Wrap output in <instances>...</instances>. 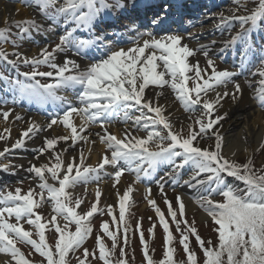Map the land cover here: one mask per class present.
Instances as JSON below:
<instances>
[{
  "label": "snow or ice",
  "instance_id": "obj_1",
  "mask_svg": "<svg viewBox=\"0 0 264 264\" xmlns=\"http://www.w3.org/2000/svg\"><path fill=\"white\" fill-rule=\"evenodd\" d=\"M132 8L137 6V0H130ZM255 3L256 0H253ZM25 7H34L46 20L51 21L49 29L60 25L64 28V34L59 37V43L47 50V46L41 49V58H29L23 53L16 51L18 47L16 39H12L11 27L17 32L15 37L23 39L31 38L32 34L39 33L43 25L35 19L23 21L6 20V27H0V45L11 43V53L0 46V61H4L15 69V78L0 73V81H3L9 90L16 94L12 97L11 103L15 105L18 99H27L40 104H53L59 109L50 117L47 129L54 125L61 124L70 130V135L44 139V144L35 151L39 155H48L49 163L39 166L30 164L24 169L33 174L38 180L35 188L29 187L26 193L17 187L14 191L0 189V254L9 259L5 264H32L24 252L17 246L19 243L30 245L36 253L44 258L46 264H70L68 256L79 250L86 239L91 235L92 218L95 214H104V210L98 207L101 192L95 193L96 202L92 203L88 211H78L84 201L76 198L72 206V195L68 191L77 184H88L101 179V172L110 167L114 169L111 176L114 178L113 187L119 183V178L125 172L135 174L136 180L141 176H151L152 171L160 164L169 165V171L165 172L156 181L158 189L167 205V216L176 226L180 233L179 244L186 255L184 261L179 264H198L196 253L191 250L190 236H194L200 249L203 251V264H264V165L256 169L251 158L244 164H238L234 160L225 158L222 154L224 136L221 131V122L227 118V112L219 114V108L223 106L225 99L238 102L243 96L244 86L253 88V83L247 77L243 82L239 81V75L245 70L249 71L252 77H259L254 89L252 99L258 102V106L264 110V55L260 56L252 69L247 65H240V72L227 69L217 70L214 61L208 58L207 48L201 46L199 49L189 47L184 43L186 39L176 33L164 31L158 38L152 32H138L136 26H128V31L136 33L131 41L132 46L124 48H113L112 42L104 41L103 36H98L94 41L79 39L75 33L80 29L91 30L95 21L105 11L119 9L124 11L128 7L129 0H20ZM236 5H241L242 0H234ZM241 9L237 7L232 15L225 16L223 12L209 15V19L216 18L218 30L231 31L233 21H239L241 31L232 36L228 43L244 41L247 44L250 27L264 18V0H258L252 10L246 7V15H236ZM168 6H162L161 12H155L151 24L158 26L162 31L166 24V13ZM249 26V27H246ZM147 36L145 39L144 37ZM188 39L193 34L188 33ZM104 42L107 55L93 63L86 69L79 70V65L65 57L62 64L56 63L58 53H66L74 50L77 55L81 49L92 46L95 43ZM214 44L215 41H212ZM251 51V48L248 49ZM202 52L206 57V67L201 68L199 61L195 64L189 62L197 52ZM15 57L10 59L9 56ZM247 55V53L245 54ZM251 63V61H249ZM28 65L29 72H20L19 66ZM40 65H46L52 71H38ZM75 70V71H74ZM193 73V75H189ZM20 77H23L21 79ZM37 77L54 78V82L41 83ZM207 77V78H206ZM189 80L193 86L189 87ZM170 86L176 99L188 112L199 111L195 124L188 126V135L185 137L180 132H175L171 122L164 116L163 107L158 106L160 93L155 97H149L146 90L150 86L163 88ZM231 85L232 90L228 87ZM79 89L76 97L81 107L75 106L64 96L58 93L64 89ZM220 89H223L221 91ZM210 93H215L214 98L207 99ZM8 99H0V105H7ZM135 108L139 115H131L130 110ZM14 108L7 111H0V116L5 121L14 112ZM123 114V121H132L137 130L144 129L145 137L138 138L128 130L123 133V138L108 133L103 126L112 123ZM76 114L81 117L84 125L99 123L103 135L97 133L100 141L105 144L106 151L102 155L96 167L84 166L83 152L80 158L73 156L70 161L62 159L63 153L73 148L79 140H87L82 135L85 127L79 130L73 125L71 117ZM152 114V115H150ZM22 120L18 114L15 117ZM162 126V127H161ZM45 129L34 124L23 130L19 139L0 151V157L6 158V153L19 148L26 147V138L31 139L33 133H39ZM167 130L166 135L162 132ZM7 132L8 129H5ZM215 138L214 146L202 148L200 142L205 139ZM0 139L7 140L8 137L0 136ZM64 149L57 148L59 141L67 143ZM165 141L167 144L165 146ZM155 144V150L150 145ZM264 149V140L260 147ZM235 152H233V156ZM38 159V156H37ZM55 163H51L52 160ZM186 167L191 168V174L183 179V186L189 189L199 190V195L194 197L195 202L203 208L214 224V231L217 233L218 243L211 245V241L205 242L198 234L194 226L185 219V204L179 194L176 195V207L168 200L164 192L165 185L171 183L173 191L181 186V171ZM23 169V165H12L10 163L0 164L3 171ZM46 173L48 175H46ZM232 177L242 182L243 187H232L226 183L225 177ZM62 177V178H61ZM49 178L58 183H49ZM20 183H23L21 181ZM213 186H215L213 188ZM151 195V188L147 190ZM47 193V199L44 193ZM133 188L130 185L123 194L117 192L118 196V219L114 214V206H107V214L111 217L112 223L117 225L116 231L110 229L108 221H102L100 231L96 238V251L89 252L83 249L82 257H77V264H90L92 260L99 259L103 264H128L126 248L130 247L129 231L130 226L126 219V211L131 208L130 194ZM217 194L223 197L218 201L213 199ZM37 197H39L37 199ZM152 206L164 236V256L160 261H154L149 254V244L145 240L140 222H137L136 231L139 232L142 245V254L146 264H177L174 259L176 249L173 246V236L168 219L153 199H148ZM46 202H51L52 214L50 219L44 220L42 214L37 210L42 208ZM63 220V224L58 221ZM14 219V222H10ZM151 220V217H149ZM43 221V222H42ZM181 224L184 228H181ZM25 225L31 228H25ZM74 225V231L71 226ZM54 228L57 238L53 246L46 240V229ZM153 224L149 228V235L154 238ZM121 230L122 240L121 243ZM33 232L38 237L33 238ZM104 236L112 241L111 248L105 243ZM207 244V246H206ZM119 247V257H116V250ZM115 257V259H113ZM134 259V257H133ZM44 261L41 264H44Z\"/></svg>",
  "mask_w": 264,
  "mask_h": 264
},
{
  "label": "rangeland",
  "instance_id": "obj_2",
  "mask_svg": "<svg viewBox=\"0 0 264 264\" xmlns=\"http://www.w3.org/2000/svg\"><path fill=\"white\" fill-rule=\"evenodd\" d=\"M3 2L7 1L9 3L8 0H2ZM192 1V0H191ZM205 1V0H204ZM62 2V0H61ZM197 4H202L201 2L197 1ZM206 2L209 4V6H205V9L202 10L201 12H197V17L195 16V18L191 19L188 21V27L186 30L184 31H176V32H171V33H179L181 32L182 34H187L190 33V31H192L194 26H200L203 27L204 25H208L211 24L210 22L215 21L216 18H212L209 19V15L213 14V13H221L223 12L225 16H227L229 14L230 11H233L232 9H236V7H239L243 10V15L248 14V12L244 11L245 7L248 10H252L255 8L256 3H258V0H256V2L254 3L253 0H242L241 5H236L234 3V0H206ZM12 7L15 10L16 5L21 4L20 6H24V4L20 3V0H12ZM129 5V3H128ZM193 5L194 2H193ZM119 10V9H116ZM119 12V11H118ZM116 12V13H118ZM120 13V12H119ZM39 17H41V15H39ZM43 19H45L44 17H42ZM25 19H35L37 22L38 20L34 17L30 16H24V14H22V12H20L18 17H15L13 19L7 20L10 24V22L12 20L15 21H23ZM192 20H195L197 22V24L195 25L194 22H192ZM6 21L5 23H1L0 27H6ZM60 25H57V27ZM190 27V29H188ZM232 27L236 28L238 27L237 23L232 24ZM249 27V26H247ZM48 29V28H46ZM59 30H61L60 32H53L50 33L49 35H45L44 31L41 30L39 33H43V34H39V33H33L31 38L25 37L22 40L18 39L15 37V33L17 32V29L13 26L11 27V32L13 33V36L11 37L12 39H16L17 45L18 47L15 49L16 51H19L21 53H23L24 55H26L29 58H41L40 57V52L41 49H44L47 46V50L49 52L52 51V48L55 47V45L57 43H59V37L61 35L64 34V28L62 26L59 27ZM226 30H220L219 34L225 33ZM228 31V30H227ZM228 33V32H227ZM215 33H209L206 36H204L203 38L199 36V38L197 39H193L192 41H198V40H206L208 39V37H215L214 35ZM163 34H159V35H155L157 38L159 36H161ZM226 33H225V37H222V39H226ZM236 35V34H235ZM233 35V36H235ZM232 37V36H231ZM206 38V39H205ZM221 39V40H222ZM227 39H229V37L227 36ZM241 42L240 46H231L230 48H221L218 52L213 53L211 55H209V58H211L215 65L217 70H222V69H227L229 71H236V72H240V65L242 63L247 65V69H252L253 65L257 63V60L260 56L264 55V18H262L255 27H250L249 29V35L247 37V44L246 47H243V43L244 41H239ZM125 43V42H123ZM122 43V44H123ZM257 43L254 45V47L252 46V44ZM120 45V44H119ZM4 48V50H6L7 52L11 53L14 49L11 43H4L3 45H0ZM259 46V47H258ZM200 47H198L197 49H199ZM251 48V51H249L248 49ZM196 49V48H194ZM72 51V50H71ZM71 51H68L67 53L70 54L72 53ZM74 54H76L73 51ZM72 53V54H73ZM201 52H197L193 57L189 58V62L191 64L195 63V60H197L198 58V54ZM247 53V55H245ZM60 54V53H58ZM107 55L104 54L102 56V58H104ZM10 59H14L15 57L13 56H9ZM102 58H98V59H102ZM249 61H251V63H249ZM56 62V61H55ZM58 64H62L63 62H56ZM206 67V65H205ZM20 72H29L31 71V67L28 65H23L21 64L19 66ZM86 68H82V70H84ZM80 70V69H79ZM38 71H43V72H47V71H52L51 68H49L46 65H40L38 68ZM75 71V70H74ZM0 73H3L5 76H9L12 78H15L17 73L15 71V69H13L10 65H7L4 61H0ZM189 75H193V73H189ZM248 78L249 80L252 81L253 86L256 88L259 85L257 84V81L259 80V77H252L249 75V71L245 70L243 72L242 75H239L238 79L239 81H244L245 78ZM21 79H23V77H20ZM207 78V77H206ZM37 79H39L41 81V83H51L54 82V78H50V77H37ZM189 87L193 86V81L189 80L188 82ZM247 89H251L248 88L246 85L244 86V88ZM150 88H158V87H153L150 86ZM221 91H223V89H220ZM228 90L231 91L232 87L231 85H229ZM79 89L77 88L75 91L72 89H64L60 91V94H62V96H68V98H70L71 100L73 98V101H71L75 106L80 107L82 105L79 104V102L77 101L76 97L78 95ZM16 96L15 93L11 92L9 90V88L6 86V84L3 81H0V99H8L9 103L7 105H0V111H7L9 108H14V110H20V107L24 108L26 112H29L34 114L35 116H40L42 117V119L46 120L45 123H49L50 122V117L53 115V113H48L47 111H38L37 108L41 109L43 107H46L47 104H40L42 105L41 107H35L31 105V103L33 101H29L27 99H19V97L17 96L16 98L18 99V103H16L15 105H13L11 103V99L12 97ZM215 93H210L207 97V99H212L214 98ZM230 99H225L222 104L223 106L219 108V114H224L225 113V106L224 104L229 103ZM159 106V105H158ZM179 110L182 111L181 115L179 118L171 121L169 119L170 116H166L164 114V116L171 122L172 126H173V130L175 132H180L183 136H187L188 135V126L192 125L193 127L198 129V125L195 124V120L196 118L200 115L199 111L196 112H188L186 111L182 105H180V107L178 108ZM264 111V110H262ZM130 114L135 116V115H139V113L136 111L135 108L130 110ZM152 115V114H150ZM120 122L123 121V114L121 113L120 117ZM119 119L114 120L112 123H106L103 127L107 128L110 132L112 131V128L114 126H116V122L119 121ZM226 120H228V114H227V118L221 122L222 127L223 124L226 122ZM8 122L5 121L3 119L2 116H0V136H4V137H8L7 134H5V130L3 129L6 125V123ZM129 122V121H128ZM125 123V122H122ZM90 128H95V127H101V125L99 123L96 124H88L86 125ZM162 127V126H161ZM47 127H44V129H46ZM67 129L65 126L62 127V130ZM137 129V127L135 128ZM140 130V129H139ZM138 130V131H139ZM144 130V129H143ZM222 130V129H221ZM63 132V131H62ZM167 130H164L162 132V135H166ZM141 133H146L145 132H141ZM147 134V133H146ZM96 141V138L94 137V139ZM13 143L10 142V139L4 140V139H0V151H2L5 147H11ZM167 144V141H165V146ZM215 144V138L212 139H205L203 141L200 142V146L202 148H206L211 146H214ZM261 141L257 144V146L254 148V150L251 151H245V150H241L239 154H236L235 156L233 155H228L226 154V152H222V154L225 156V158H228L229 160H234L236 161L238 164H244L247 162V160L249 158L252 159L253 161V165L256 169H260L262 167V165H264V149H260L259 151H257V149L260 147ZM31 145H26V147L24 148H19V149H14L8 153H6V158L5 157H0V164H7L10 163L12 165H21V161L22 160H29L30 158H32L37 152H34L35 149L33 147H30ZM105 146V144H104ZM150 147L155 150V144H151ZM106 151V146L103 148V152ZM93 153H89L86 158L84 159V166H93L96 167L99 160L101 159V156L97 159V161L91 162L92 159L90 157V155ZM97 156L99 154H96ZM64 156V154H63ZM62 156V159L64 160ZM78 162V161H77ZM45 163H49V159L43 161L42 164ZM51 163H55V160L53 159L51 161ZM41 165V164H39ZM169 165L165 164H160L155 170L152 171V175L151 176H147L144 177L143 175L141 176V180L137 181L136 180V176L133 173L130 172H125L123 173V175L119 178V183L116 184V187H113V183L114 178L111 176V173L114 171V169L108 167L106 168L105 171L101 172V179L99 181H93L90 182L88 184H77L74 188H70L68 189V191L71 193L72 195V206H74V202L76 198H80L84 201V203L81 205V208L78 209V211L84 212V211H88L92 205V203L96 202L95 200V193L97 190H99L101 192V198L98 204V207L104 210V214L101 215L99 213L95 214L94 217L92 218V228L93 231L91 233V235L89 236L88 239H86V241L84 242V244L82 245V247L77 250L74 254L70 253L68 256V260L70 261V264H77V257H82V253H83V249L87 248L89 250V252H93L96 251L97 255H98V250L96 249V238H97V234L99 233L100 235H104L101 231H100V226L102 221H108L109 225H110V229L113 231H116L117 225L112 223L111 217L107 214V206L108 205H112L114 206V214L117 216L118 219V196H117V192H119L120 194H123V192L131 185L133 188V192L130 194V198H131V208L128 209L126 211V219L129 223L130 226V231H129V236L131 237L130 239V247L126 248V253H127V260H128V264H146V261L144 260L143 254H142V245H141V241H140V236H139V232L136 231L137 229V222H140V226H141V230L143 231V235L145 240L148 242L149 244V254L151 255L152 259L154 261H160L161 259H163L164 256V232L162 229V226H160L159 221H158V217L155 214L154 209L152 208V206H150L148 204L147 199L145 198L146 196L148 197V199H153L156 201L157 206H159L161 208V210L165 213L166 215V219H168L169 225H170V230L173 234V236L175 237V240L173 242V246L176 249V253L174 256V259L177 261V264H179L180 261H184L186 259V255L182 249V246L179 244V240H180V233L176 231V226L175 224L171 221V218L167 216V205L164 202V199L158 189V186L156 184V181L160 179L161 176L164 175L165 172L169 171ZM26 169V168H24ZM191 174V168L186 167L185 169H183L181 171V186L176 187L175 191H173V187L171 185V183H168L165 185L164 188V192L167 193V198L168 200L173 202V207H176V191L186 187L183 186V179H187L188 176ZM46 175H48L46 173ZM62 178V177H61ZM21 181H23V183H20ZM225 181L227 184H229L232 187H236V186H240L243 187L242 182L236 180L235 178L232 177H225ZM49 183H54L57 184L58 183L56 181H53L49 178ZM110 183V187L114 189V193L106 198L103 195V189L105 187L106 184ZM38 184V180L32 179L29 177V173L26 172L25 170H20V168L15 169V172L13 171H3L2 169H0V189L4 190V191H14L17 187L22 189V193H26L29 189V187L35 188L36 192H39L40 189L36 187V185ZM215 186H213L214 188ZM151 188V195L149 196L147 193V189ZM188 192V197H189V203L190 205L194 203V205H196L197 210H195V212L191 213V212H187V206L185 205V219H187V221L189 222V224H191L193 221H195V227L197 228L198 234L199 236L205 241H211V244H214L217 240V233L214 231V224L211 220V218L207 215V213L203 210V208H201L194 200V197H196L197 195H199V190H193V189H189ZM45 198L47 199V193H44ZM39 197H37L38 199ZM182 198V197H181ZM213 199L221 201L223 200V197L217 194L213 195ZM184 202V201H183ZM185 204V202H184ZM52 205L51 202H46L42 208L38 209L37 211L40 212L44 218V220H48L50 219V215L52 214ZM199 213H203V215H205V219H200V217L198 216ZM149 217H151V220H149ZM58 221L61 223V225L63 224V220L61 218L58 217ZM10 222H14V219L11 220ZM43 222V221H42ZM155 224L156 227L154 229V238L152 236L149 235V228ZM25 228H31V226L29 225H25ZM181 228H184V225L181 224ZM71 230L74 231V225L71 226ZM46 240L47 243L50 246L54 247L56 238H57V234L55 233L54 228H51V226H49V229H46ZM33 238L38 240V237L35 235V232H33ZM105 239V243L108 246V248H111L112 245V241L111 239H109L108 237L104 236ZM17 246L21 249L22 252L25 253V255L27 256L28 259H30L32 261V264H41L42 261H44V258L41 257L38 253H36L34 251V249H32V247L30 245L24 244V243H19L17 244ZM120 246H123V240H122V230H121V243ZM207 246V244H206ZM190 247L191 250L193 252L196 253V257L198 260V263L203 262L204 260V256L201 252V249L199 248V245L197 244V241L195 239L194 236H190ZM3 257L8 258L7 256H5L4 254H0V259ZM116 257H119V247L116 250ZM134 257V259H133ZM9 259V258H8ZM115 259V257L113 258ZM90 260V264H103L102 261H100L99 259H95L92 260L91 258H89ZM44 264H46V261H44Z\"/></svg>",
  "mask_w": 264,
  "mask_h": 264
},
{
  "label": "bare ground",
  "instance_id": "obj_3",
  "mask_svg": "<svg viewBox=\"0 0 264 264\" xmlns=\"http://www.w3.org/2000/svg\"><path fill=\"white\" fill-rule=\"evenodd\" d=\"M9 3L6 1L0 0V24L5 23L6 20L13 19L15 17H18L20 12L24 14V16H32L38 20V23L43 25L42 29L44 31L45 35H49L52 33V31H55L53 28L49 29V24L51 23L48 20L42 19V16L39 17V12L37 11L36 8L34 7H25V6H20L21 4L16 5L15 10L12 7V0H8ZM148 1V0H147ZM175 1V0H173ZM155 3V2H153ZM168 6L165 2H159L155 3L151 6V8H156V9H162V6ZM237 8V7H236ZM242 8V7H241ZM240 8V9H241ZM230 11L227 16H230L233 14L235 11ZM141 11L143 9H138L136 12V15H141ZM243 10L241 9L240 11L236 12V15H243ZM234 23H237L240 26L239 21H233ZM211 24L204 25L203 27L200 26H194L192 31L190 33L193 34L192 39H188V33L187 34H182L181 32L176 33L181 36H184L186 39L184 40V43H187L189 47L191 48H198L201 46H204L207 48L209 55L218 52L221 48L226 46V41L225 39H222V37H225V33L227 34L226 36H233L235 35L239 29V26L236 28L232 27L231 31H225V33L219 34V31L216 27L217 25V20L210 22ZM195 25L197 23H194ZM48 28V29H46ZM215 33V37L211 36L208 37L206 40H198V41H192L193 39H197L200 37H204L209 33ZM228 32V33H227ZM39 34H43L42 32ZM145 39L147 38L146 36L144 37ZM222 39V40H221ZM132 41V40H131ZM131 41H129L128 44H121V45H114L113 48H124L127 49L132 46ZM212 41H215L213 44ZM241 43V42H240ZM243 47L246 46L244 42ZM230 48L231 46H237L239 44V41L235 43H228ZM65 57L68 59L74 60L78 65L79 69L81 70L82 68H87L89 65L83 58L78 57L77 55H74L72 53L68 54L66 53H60L57 54L56 57V62H64ZM209 58V56H208ZM93 62L98 61L97 58L92 59ZM196 61H199V64L201 68H204L206 65V57L201 53L198 54V58ZM194 63V64H195ZM243 82V81H242ZM259 87V86H258ZM257 88V87H256ZM254 86L251 89H247L246 87L243 90V96L238 102H233L231 99L229 103L224 104L225 106V112L228 114V120L223 124V127L221 128L223 136H224V146L222 148V152H226L228 155H233V152L236 154H239L241 150L245 151H251L254 150V148L257 146V144L264 140V111L258 106V102L254 99H252V96L254 94V89H256ZM156 93H160L161 95L159 96L158 100L156 101L157 105L163 107V114L166 116H170L169 119L171 121L177 119L180 117L182 111L179 110L178 108L180 107V102L176 99L175 94L173 93L172 89L170 86H164L163 88H150L146 90V94L149 97H155ZM68 101H73L68 96H64ZM81 107V106H80ZM19 115L23 117L22 120H17L15 117L16 115ZM73 120V125L77 128L78 133L79 130L82 126L85 127V131L81 133L82 135L87 136V140H79L78 137V143L74 145L73 148L68 149L67 152H64V161H70L73 156L77 157V161H79V154L83 152L84 159L89 153H93L90 155L92 161H97V159L105 153L103 152L104 143L100 141L99 136L97 133L103 135V130L101 127H95V128H90L88 126L84 125V122L82 121L81 117L73 114L71 117ZM119 119V118H118ZM46 120L42 119L40 116H35L34 114L29 112H26L24 108L20 107V110H15L8 118V122L6 123L5 127L3 128L8 129V131H4L5 134L8 135V139H10L11 143H15L17 139L20 138L21 133L23 130H26L30 124L38 125L42 128L47 127L48 123H45ZM63 125L57 124L54 125L52 129H45L44 131H41L39 133H33L31 139L26 138V145H31L30 147H33L35 150L40 148L44 144V139L45 137L47 138H53V137H59V136H65V135H70V130L65 129L62 130ZM137 126L134 125V123L130 120L127 123H122L119 121L116 122V126L112 128V131L110 132L107 128V132L114 134L117 136V138H123V133L125 130H128L132 133V135L142 138L145 137L147 134L146 133H141L145 132L142 128L138 131L135 129ZM105 128V127H104ZM63 131V132H62ZM94 137L96 138V141L93 140ZM71 143V140H69L67 143L64 141H59L57 148L59 149H64L67 147V144ZM2 148V147H0ZM241 149V150H239ZM36 152V151H34ZM96 154H99L98 156ZM234 155V156H235ZM38 156V159H37ZM48 155H39L36 153L32 158L29 160H22L21 165L24 166V168H28L30 164H35L39 166V164H42L43 161L48 160ZM236 162V161H235ZM20 169V170H24ZM29 177L33 178V174L29 173ZM37 180V179H35ZM188 187H183L179 190L176 191V194H179L183 201L185 202V205L187 206V212H195L196 210V205L189 203V195H188ZM114 193V189L110 187V183L106 184L104 189H103V195L104 197L108 198L110 194L112 195ZM200 219H205V215L200 213L198 215ZM8 258L3 257L0 259V264H5V261Z\"/></svg>",
  "mask_w": 264,
  "mask_h": 264
},
{
  "label": "trees",
  "instance_id": "obj_4",
  "mask_svg": "<svg viewBox=\"0 0 264 264\" xmlns=\"http://www.w3.org/2000/svg\"><path fill=\"white\" fill-rule=\"evenodd\" d=\"M217 243H218V238H217V240H216V242L214 243V244H211L212 246H215V245H217ZM200 248V247H199ZM201 252H202V254H203V251L201 250ZM198 264H203V262H201V263H198Z\"/></svg>",
  "mask_w": 264,
  "mask_h": 264
}]
</instances>
